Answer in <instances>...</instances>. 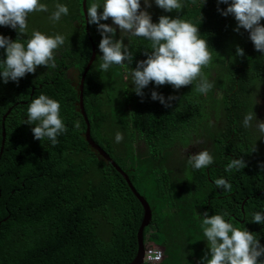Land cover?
<instances>
[{
    "label": "trees",
    "instance_id": "1",
    "mask_svg": "<svg viewBox=\"0 0 264 264\" xmlns=\"http://www.w3.org/2000/svg\"><path fill=\"white\" fill-rule=\"evenodd\" d=\"M44 2L48 11L56 3H64L69 13L48 33H59L65 37L60 49L63 51L56 57L57 67H37L43 70L41 76L52 75L62 89H74V80L67 76L66 69L73 65V60L77 70H84L92 57L93 43L98 48L101 36L95 25H87L83 0ZM91 3L99 4L102 0H87V5ZM152 6L153 22H158L161 15L180 16L196 24L207 42H218L215 44L217 52L211 51V60L202 68V73L213 85L209 96L212 98L215 92L221 94L219 121L202 119L191 127L190 119L196 118L192 113L194 107L190 106L191 100L185 105L182 103V108L177 111L171 108L161 110L150 98L154 88L149 84L143 90L140 103L147 115L141 117L140 130L134 139L135 145L146 146L147 151L142 153L131 147L124 159L121 149L106 147L105 141L100 139L98 127L93 124L94 143L111 151V155L119 156L118 164L122 169L135 170L132 181L140 191L145 190L153 209L151 229L155 233L149 240L166 249L162 264H197L208 251L198 216L204 211L209 215L227 211L235 226L257 233L261 244H264V225L248 222L253 212L264 211L261 189L264 170L260 167L264 161V138L260 139L254 129L242 126L243 115L252 107L257 118L261 119L260 111L264 109V56L253 50L247 31L243 28L239 32L233 31L236 26L234 17L222 16L217 11V0H207L204 5L202 0H186V7L179 13L164 12L154 4ZM219 7L224 9L227 5L220 4ZM41 13L33 21L27 17L22 42H27L33 30L48 32L44 22L50 12ZM52 23L50 21V26ZM101 23L110 24V18ZM66 28L70 31L68 35H64ZM0 34L13 40L17 38V32L7 26L0 27ZM121 38L128 43L129 36L121 35ZM130 39V51L132 48L136 50L133 61H137L145 49L150 50V42L143 38ZM237 45L244 49L245 55L234 56L238 63L226 65V58L235 52ZM71 52L73 54L70 55ZM101 55L96 50L95 62L83 84L87 95L85 100L87 103L98 101L109 110L113 121L119 123L125 96L100 73ZM0 57H3L2 49ZM108 72L112 76L120 75L121 71L118 66H113ZM127 94L133 98L130 91ZM4 112L0 110V124ZM81 128L85 130L83 124ZM106 139L112 140L110 136ZM80 142L81 146L71 150L68 156L77 153V176L83 174L82 177L70 176L71 167L66 163L65 155L45 152L38 164L47 180L27 198L4 205L5 213L0 214V264H132L136 261L139 254L138 230L143 223L145 208L122 173L112 165H99L90 155L87 143L82 139ZM170 143L195 145V152L207 149L213 156V164L193 169L187 162L189 154L185 157L180 151L172 152ZM161 146L162 152L158 153ZM233 158H243L246 167L225 172V166ZM160 166L166 171L173 169L191 185L185 184L181 194L174 189L168 177H160L157 173ZM24 171L22 167L12 165L3 175L14 178L20 188L21 180L26 177ZM220 177L232 184L230 193L214 185V179ZM14 183L4 185L5 194ZM148 230L149 227L145 232Z\"/></svg>",
    "mask_w": 264,
    "mask_h": 264
},
{
    "label": "clouds",
    "instance_id": "2",
    "mask_svg": "<svg viewBox=\"0 0 264 264\" xmlns=\"http://www.w3.org/2000/svg\"><path fill=\"white\" fill-rule=\"evenodd\" d=\"M84 1L87 25H95L101 36L98 48L93 43L92 57L95 55L96 58V50L102 53L100 73L125 96L121 122H114L109 110L98 101L91 100L87 103L85 100L87 95L83 84L95 62L94 59L87 70L92 57L84 70H77L73 60V65L66 69L67 76L74 80V89H62L50 74L40 75L43 70L37 66H44L46 69L57 67L56 57L63 51L60 52V49L65 43V37L59 33H48L61 23L62 17L68 15V6L56 3L48 11L44 0H0V27L7 26L17 32L15 40L0 34V49L3 50V57H0V110L5 111L0 124V214L5 213L6 203L27 198L47 180L38 164L45 152L65 155L66 163L71 167L70 176L82 177L83 174L77 176V153L68 156L71 150L81 146L82 139L99 165L114 167L113 164H116L121 168L118 164L119 156L111 155V151L94 143L93 124L98 127L100 139L105 141L106 147L110 150L121 149L124 159L131 147L142 153L147 151L146 146L135 145L134 139L140 130L141 117L147 115L140 103L143 90L149 84L154 88L150 98L156 101L161 110L171 108L177 111L182 108V103L185 105L191 100L190 106L194 107L192 113L196 115L195 119H190L191 127L202 119L219 121L221 94L215 92L212 98L209 96L213 85L202 73V68L211 60V51L217 52L215 44L218 42H207L201 37L199 27L190 20L180 16L161 15L158 22H153L150 14L152 4L164 12L179 13L186 7V0H102V3H91L90 6L87 5V0L84 5ZM206 2L207 0H202L203 5ZM220 4L227 7L221 9ZM217 11L222 16L234 17L236 26L233 31L239 32L241 28L247 31L248 38L254 45L253 50L264 56V0H217ZM41 12H50L44 22L48 32L33 30L27 42H22L21 37L27 29V17H31L33 21ZM109 18L110 24L101 23ZM50 21L53 22L52 26ZM87 33L90 35L88 27ZM121 35L129 36L127 44ZM131 37L150 42V50L145 49L137 61H133L136 50L132 48L130 51ZM90 40L93 42L91 38ZM244 55V49L237 45L235 52L226 58V65L237 64L234 56ZM113 66H118L120 75L110 76L108 70ZM127 91H130L133 98ZM82 124L85 130L81 128ZM242 126L254 129L259 133L260 139L264 138V120L257 118L254 107L243 115ZM107 136L112 140H107ZM169 145L175 147L171 149L174 153L181 146ZM254 150L255 148L252 151ZM159 152H162V146ZM187 162L193 169H203L213 164V156L204 149L189 155ZM12 165L25 169L26 177L21 180L20 188L14 178L3 175ZM245 167L243 158H233L225 166V172L239 171ZM260 167L264 170V161ZM122 170L125 172V176H122L129 186L135 187L139 196H145V190L140 191L132 181V172L135 170ZM157 173L161 178L168 177L174 184V189L181 194L184 193L182 187L185 184L191 185L173 169L166 171L165 167L160 166ZM11 182L15 183L9 193L5 194L4 185ZM213 183L224 192L232 191V184L224 177L214 179ZM261 187L264 194V183ZM190 194L192 193H188ZM149 204L151 218L144 226V215L138 230L139 240L144 226L142 234L145 249L142 264H162L165 247L149 240L155 233L151 229L154 217L151 203ZM198 216L208 251L199 258L197 264H264V244H261L259 235L245 227L235 226L227 211L214 215L204 211ZM248 222L264 225V211L253 212Z\"/></svg>",
    "mask_w": 264,
    "mask_h": 264
},
{
    "label": "water",
    "instance_id": "3",
    "mask_svg": "<svg viewBox=\"0 0 264 264\" xmlns=\"http://www.w3.org/2000/svg\"><path fill=\"white\" fill-rule=\"evenodd\" d=\"M86 3V0L84 1V5ZM94 52H95V49H93ZM95 59V55H93L89 65L87 66V70L90 68V66L92 65L93 61ZM114 167H116L120 172H122V174L125 176V172L119 168L116 164H113ZM132 188H134V190L136 191V195L139 196V193L137 192L136 188L132 186ZM140 198V201L142 202V204L144 205L145 209H146V212H145V216H146V219H145V222H144V226H146L151 218V209H150V204L149 202L147 201V198L145 196H139ZM144 226L142 228V232H141V235H139V247H140V250H139V256L138 258L136 259V261L133 263V264H142V259H143V254H144V249H145V245H144V240H143V230H144Z\"/></svg>",
    "mask_w": 264,
    "mask_h": 264
},
{
    "label": "rangeland",
    "instance_id": "4",
    "mask_svg": "<svg viewBox=\"0 0 264 264\" xmlns=\"http://www.w3.org/2000/svg\"><path fill=\"white\" fill-rule=\"evenodd\" d=\"M69 33H70V31L68 30V28H66V31H65L64 35H68ZM260 118L264 120V109H261V111H260ZM172 145L173 146H177L179 144H172ZM195 147H196L195 145H187V146H183V147L180 146L178 151H180L183 154V156L186 157L188 154L190 155V154H194L195 153V151H194ZM173 148H175V147H173ZM182 182L184 183V181H182Z\"/></svg>",
    "mask_w": 264,
    "mask_h": 264
}]
</instances>
